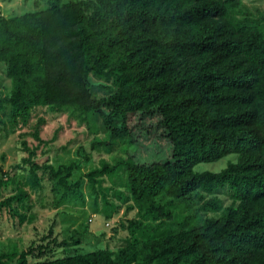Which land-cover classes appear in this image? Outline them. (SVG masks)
Instances as JSON below:
<instances>
[{
  "label": "trees",
  "instance_id": "obj_1",
  "mask_svg": "<svg viewBox=\"0 0 264 264\" xmlns=\"http://www.w3.org/2000/svg\"><path fill=\"white\" fill-rule=\"evenodd\" d=\"M0 66L9 80L0 114L7 109L13 133L42 108L80 123L95 115L104 134L91 148H110L131 142L128 114L156 115L170 145L167 161L139 164L125 155L84 177L93 190L98 178L119 169L124 193L113 195L120 204H145L142 218H157L153 201L161 195L168 198L164 216L169 207L197 205L176 232L155 234L158 226L146 225L136 237L132 228L116 250L32 264H264V23L240 0L52 1L0 16ZM90 76L110 83L102 86L106 96L91 98ZM41 126L40 119L32 127L35 140ZM20 144L27 156L16 168L27 170L32 187L36 171H45L52 191L63 189L59 204L72 165H36L34 150ZM229 154L235 161L219 172L193 171ZM222 189L231 200L224 208L215 197ZM26 198L18 190L0 209ZM199 212L219 216L196 225ZM27 254L14 264H28ZM7 258L1 254L0 264H13Z\"/></svg>",
  "mask_w": 264,
  "mask_h": 264
},
{
  "label": "rangeland",
  "instance_id": "obj_2",
  "mask_svg": "<svg viewBox=\"0 0 264 264\" xmlns=\"http://www.w3.org/2000/svg\"><path fill=\"white\" fill-rule=\"evenodd\" d=\"M52 1L61 5L68 0H0V16L43 10ZM240 1L242 9L251 18H260V23H264V0ZM89 82V93L94 99L106 96L102 86H111L93 76L89 77ZM8 89L9 80L0 66V94H5ZM0 119L4 122L0 125V201L16 195L18 190L27 194L21 203H12L10 209H0V255H6L10 263L14 264L21 252L29 253L26 261L32 264L100 249L116 250L128 243L132 228L136 237L146 225L158 226L155 234L178 231L180 221L192 215L197 207L196 204L172 206L168 208V216H164L160 208L168 198L161 195L153 201L158 211L157 218H142L145 204H140V209L131 202L120 204L113 195L115 190L121 191L122 195L124 193L119 169H114L109 177L98 178L93 190L84 177L102 162L112 166L125 155H130L139 164L167 161L170 145L154 114H128L126 124L131 132V142L115 143L110 148H91L92 141L102 140L104 134L101 120L95 115H90L88 122L80 123L74 117L68 118L67 114H52L42 108L32 114L27 128L14 133L9 126L7 109L3 115L0 114ZM40 119L39 140H35L31 136L32 127ZM21 142L30 151L34 150L31 160L36 165H50L53 169L59 165H72L70 177L66 180L69 190L59 204L56 203L63 189L59 187L55 194L52 180L45 171H36L38 185L32 187L27 170L16 168L21 158L27 156V152L21 150ZM235 159L234 154H229L216 162L197 164L193 171L219 172ZM76 191L80 193V199L74 197ZM215 197L221 201V208L231 203L226 189L219 190ZM107 213H110L109 218L105 216ZM19 216H23L20 224ZM218 216L219 212H199L196 225L204 218Z\"/></svg>",
  "mask_w": 264,
  "mask_h": 264
}]
</instances>
